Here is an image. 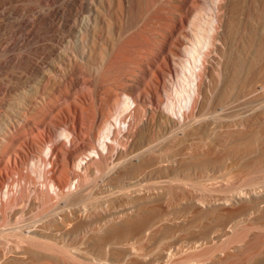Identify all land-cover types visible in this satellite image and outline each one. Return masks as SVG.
Returning <instances> with one entry per match:
<instances>
[{
    "label": "rangeland",
    "instance_id": "1",
    "mask_svg": "<svg viewBox=\"0 0 264 264\" xmlns=\"http://www.w3.org/2000/svg\"><path fill=\"white\" fill-rule=\"evenodd\" d=\"M245 1L230 0L226 23L228 28L226 33L223 31L225 41H219L221 50L225 53L229 48L233 50L235 60L241 56L239 51L235 52V45L241 42L248 49V55L244 59V62L248 64L246 71L243 72L240 67H237L231 79L230 90L225 91L226 95H231V103L224 106V102H217L220 87L215 94L207 90L199 104H196L192 114L178 123L175 120L169 123L165 115L160 116L162 113L167 114L166 111L163 112L161 104L169 99L174 100V89H179L183 83L184 78L180 79L182 76L177 73L178 67L170 62L172 68L164 69L159 73L158 93L150 92L153 88L152 83L155 82V71L159 68L160 45L164 36L162 24L155 18L156 11L161 7L164 9L178 4L177 0H154L146 16L147 19L143 18L145 23H141L137 14L136 0H100L98 10L103 11L104 22H97L93 29L91 28L86 35L82 36L78 35L75 29L77 25H74L72 21L76 19L78 13L86 15V9H79L81 12L65 15L62 20L59 18L54 20L50 29L43 24H37L27 32L17 28L14 19L23 15L30 22L34 16L33 13L43 9L42 0H9V3L5 4V7L10 8L9 10L6 7L10 17L6 22L8 27L0 28V37L5 36L9 47L4 49L5 43L0 41V45L2 44L0 56L3 52L2 54L9 57L12 63L9 66L0 67V135L6 129L11 130L12 126L15 128L21 126L22 132L36 134L38 145L29 148V155L20 165L26 178L33 181L40 167L46 162L50 154L46 155L47 143H50L47 142L46 137L49 136L53 144H66L64 147L67 150L68 162L65 170L69 179L64 177V184L65 187L72 185L77 173L74 170L75 163L71 161L73 159L75 162L79 159L84 161L88 152L86 149L91 145H97V139L103 137V129L105 125H108L106 123H109L111 133H108V137L113 138L111 142L106 139L110 144L109 161L116 160L124 153L143 148L147 144H153L157 150L152 151L151 154L162 156V160H165L163 163L170 164L174 168L189 169L191 176L183 180L187 182L186 187L192 195L209 199L213 203L210 206L208 203L203 205L195 201L186 205L185 201L181 200L180 203L175 200L173 195L170 196V201L160 196L129 203L127 192L130 190L126 186L134 184L136 191L142 190L145 185L156 179L154 178L156 174L150 170L141 171L136 177L127 179L118 173L104 176L103 168H101L97 173L90 174L89 178L84 179L85 189L73 198L70 205L76 211L78 209L80 212L82 210L92 212L85 220L87 225L84 223L74 230L77 235L85 233L86 236L84 242L81 241V234L79 239L78 236L73 239L71 245L76 248L75 252L80 258H74L71 264H95L88 258L92 253L97 252L98 246L94 235L97 227L105 221L103 217L109 218L126 213L132 206L143 209L151 205L153 201H160L163 210L170 215V218L161 224L154 238L141 239L138 242V245L143 247V252L147 253L144 259H138L139 264L144 262L190 264L194 260L182 262L185 255L205 249L219 237L220 241L230 236L231 229L225 230L227 234L215 232L213 238H210L212 233H209V230L199 228L204 226V223L210 224L208 222L212 221L209 220L212 216H216L212 223L220 220L224 225L227 223L226 217L221 218L222 216L218 215L221 213L222 200L233 196L236 190H247L251 187L264 188V167L256 166L259 154L264 149V120H256L242 128L233 125L234 121L257 114L264 109V32H261V24L258 25L251 11L246 10ZM82 2L87 3L88 0L87 2L82 0ZM202 2L204 3V0ZM202 2L198 1L200 6H203ZM168 16L170 19L174 17L172 13H168ZM80 18L77 21L78 26L84 25L87 21ZM91 20L92 17L89 21ZM254 25L257 31L251 34V28ZM249 36L252 43L259 40L261 36L263 43V47L259 48L256 56L251 60L253 50L248 44ZM221 50L211 52L208 61L210 71L206 78L210 84L216 79L217 86L222 84L220 68L223 57L219 54ZM228 55L229 57L225 60L230 63L233 57L231 53L225 56ZM135 93L144 94V97L150 95L153 99V103L145 99L142 111L138 112L141 116L136 113L135 108L133 110L132 103L124 105L125 97ZM159 99L163 101L160 104ZM39 100L41 104L35 103ZM46 105L49 107L47 108ZM27 108L29 111L23 116L22 113ZM46 108L54 110L53 115L56 120L50 123L48 132L44 131L40 125L50 113ZM172 116L175 117L173 114ZM135 119L140 120V124L137 125L138 121L135 122ZM127 121L130 124L129 128L132 125L140 128L139 131H141L137 136L129 138L124 136ZM118 126L120 130L117 129ZM73 129H78V132L81 131L79 135L84 136L78 138L76 143L70 141ZM240 129L243 134L237 133ZM65 135L70 136V138L66 136L67 139L69 138L68 141ZM114 137L119 138V143L113 141ZM85 144H88L87 148ZM45 166L48 167L47 164ZM7 173L9 178L3 183L2 190L11 181L14 184V180H18L19 177L16 170ZM30 189L32 190V187ZM260 199H262L261 204L264 205V195ZM217 204H220L219 207ZM228 204L224 207H236V202L231 203V206ZM42 206L40 201H36L31 206L33 209L30 207L29 209L37 210ZM184 206L188 209L190 206L192 209L193 206V212L201 213L198 212L199 215H196L197 212H194L196 215L194 216L193 212H188ZM59 207H64L63 202ZM213 207H217L215 209L219 212L215 209L212 212ZM204 209L206 211L209 209L208 213H205ZM262 210L264 213V209ZM261 213L257 211L234 214L231 220L237 221V227L252 224L245 229L246 233L249 236L262 235L258 238L264 239V215ZM103 229L109 231L110 227L107 225ZM194 229L197 230L196 237H193ZM193 239H197V242L193 243L195 247L190 245ZM219 241L218 249L197 255V264H264L263 258L243 260V262L229 258L215 259V254L221 251ZM258 244L255 246L261 245ZM177 245H183V248L173 249L174 255L167 257L165 251ZM262 246L264 247V243Z\"/></svg>",
    "mask_w": 264,
    "mask_h": 264
},
{
    "label": "bare ground",
    "instance_id": "2",
    "mask_svg": "<svg viewBox=\"0 0 264 264\" xmlns=\"http://www.w3.org/2000/svg\"><path fill=\"white\" fill-rule=\"evenodd\" d=\"M8 1L9 0H0V28L8 27L6 22L8 17H10V12L7 9L9 7H5V4L9 3ZM136 1L137 14H139L141 23H145L143 22L145 21L143 18L147 19L146 16L154 0ZM177 1L178 4L165 7L164 9L161 7L156 11L159 15L156 14L155 18L157 19L156 21L159 23L161 22V29L164 30V36L162 35L163 40L160 45L161 57L159 68L155 71V82L153 81V86H151L153 88L150 89L151 93L155 91L158 93L159 89L157 85L159 84V73L164 69L170 70V67L172 68L170 62L178 67L179 71L177 73L182 76L180 79H184L182 80L183 83L179 81V83H182L180 88L174 89V100L169 99L165 102L160 99L158 100L159 104L163 102L161 104L162 110L167 113H162L160 116L162 117L165 115L167 119L166 117L164 118L167 122L169 121V123H171L172 120L178 123L190 116L196 104H199L200 99L206 95L207 90L215 94L220 87V94L216 98L217 102H224V106L231 103V95H226L225 91L230 90L231 79L234 77L236 68L240 67L241 71L244 72L248 67V64L244 62V59L248 55V49L244 47L243 43L239 41L240 43L237 44L239 48L237 45L234 46L235 52L239 51L241 53L238 60H235L234 57L236 56L234 52H232V49L229 48L225 53V51L221 50L219 45L220 40L225 41L224 33L227 32L228 28L226 23L230 0H204V3L202 0ZM198 1H201L203 6H200L201 4H199ZM42 2V6L44 7L40 9V11L33 13L32 22H29L28 19L26 20L23 15H21L20 18L14 19L17 28L27 31L34 25L43 24L50 29L51 23L54 20L58 18L62 20L65 15L81 12L79 9H86V15L78 13L76 14V19L72 21L74 25H77L75 29L78 35H86L91 28L93 29L95 27L97 22H104L103 11L101 12L98 10L100 0H88V2L86 0L87 3H84L85 1L82 2V0H42ZM245 2L246 10L251 11L258 25L261 24V32H264V0H246ZM168 13H172L174 17L170 19ZM79 17L84 21L87 20L84 25L78 26L77 21ZM90 17H92L91 21H89ZM240 29L242 31V28ZM256 31V25H254V27L251 28V34H255ZM248 38L249 47L253 50V54L250 57L251 60L256 56L259 48L263 47V43L261 42V36L255 43H252L250 36ZM0 41L5 43L4 49H8L9 44L5 41V36L0 37ZM214 50H221L219 54L223 57L220 68L222 84L218 86L215 84L216 79L213 78L214 80L212 79L213 81L211 84L208 83L206 79L210 71L208 65L209 57ZM2 53L0 56V67L9 66L12 61ZM230 53L232 54L233 60L229 63L225 60L229 55H225ZM176 70L177 68L175 71ZM145 99H147L149 103H153V99L150 95L149 97H144V94L140 95L139 93H135L134 95L130 94V96L125 97L124 105H130V103H132L134 106L133 110L135 108L137 110L136 113L141 116V113L138 112L142 111V105H145ZM35 103L41 104V101L39 100V102ZM30 106H32L31 103ZM46 107L48 108L49 106L46 105ZM28 108L22 113L23 116L28 113ZM47 108L46 110L52 114L49 113L46 117L47 119L42 120L40 125L44 131L46 130L48 132L50 130V123H54L56 120L53 115L54 110H51L52 108ZM172 114L175 117H173ZM138 119H135V122L136 120L138 121L137 125L140 124V120ZM259 119L264 120V109L257 114L249 115L244 119L234 121L233 125L242 128ZM106 124L108 125H105L103 129V137L97 139L96 146L91 145L87 148L88 144H85L86 150L88 151L86 153V159L84 161L79 159L77 162H75L74 159L72 161L70 160L72 163H75L74 170L77 176L73 183L70 182L72 185L69 184L66 187L64 184V177H67L65 165L68 162L67 150H65L66 147H64L66 144H53L51 138L49 136L48 138L46 137L48 140L47 142H50L49 144L47 143L46 155L48 153L50 154L46 162H44L43 166H41L36 173L35 179L31 181V179L26 178L23 174L20 165L29 155V148L38 145L36 134L34 132L29 134H27V132H22L23 127L21 126L16 128L12 126L11 130L6 129L4 132L2 131L0 135V264H71V261L75 260L74 258H80V256H77L79 254L75 252L76 248H73L71 244L76 236H78L79 239L80 234L81 241L84 242L86 235L85 233L77 235L74 230L77 226L84 223L86 224L85 220L92 212L88 213V210H82L80 212L78 209L76 211L70 205L73 198L85 189L83 185L84 179L89 178L90 174L97 173L101 168H103L102 173L104 176L118 173V175L127 177V179L134 178V176L136 177L141 171L150 170L156 174V176H154L156 179L145 185L142 190L138 189V191H136L137 189L135 190L134 184L126 186L128 190H130V192H127L129 203H135L136 200L140 199H154L160 196H163L166 201H170V196L173 195L175 200H178L180 203L181 200L185 201L184 204L195 201L203 205H207L208 203V205L210 204L211 206L213 204L209 199L197 198L192 195L186 187L187 182L183 180L191 176L189 169L184 167L174 168L171 167L170 164L163 163L165 160H162V156H154L151 154L152 151L157 150V148H154L153 144H147V146L143 148L124 153L117 159L115 158L116 160L109 161L108 152L110 144L108 141L111 142L113 138L109 139L108 133H111V126L109 123ZM129 125V122L126 123L124 136L126 135V138L137 136L141 131H139L140 128H137V126L135 128L133 125L129 128ZM117 129L120 130V126H118ZM183 129H181V131ZM79 132L78 129H73L71 134L69 133L72 136V140H70L72 143H76L78 138L84 137H81ZM237 133L243 134V131L240 129ZM66 136L67 135H65V137ZM67 137L70 138V136ZM106 139L109 140L107 141ZM113 141L119 143V138L117 139L114 137ZM45 163L48 167L45 166ZM256 166L257 168L264 167V149L259 154V161ZM12 170L18 172V180L15 179L16 181L14 180V184L13 181H11V183H8L6 188L2 190L3 183L9 178L7 172ZM128 173L133 175H125ZM9 186L11 188H9ZM30 187H32V190ZM234 192L233 196L225 197L224 201L222 200L220 206L221 213H218L220 217L222 216L221 218H227V220L225 219L227 223H225L224 220L222 221L225 225L220 222L221 220L217 223H212L216 219V216H212V218L209 219L212 221L208 222L210 224L207 225L204 223V225L201 223L204 226L199 227L202 230H209V233H212L210 238H213L215 232L227 234L225 230L229 231L231 229L230 236L220 241L219 237L216 242H212L211 245L205 249L185 255L182 262H188L190 261L189 259H192L194 261L191 263L197 264V255H203L208 251L218 249V241L221 243V247H219L221 251L215 254V259L217 260H226L229 258L241 260V262H243V260L264 259V247L262 246L264 239L258 238V236L262 235L254 234L249 236L245 229L252 226V224L237 227V221L231 220L234 214H248L259 211V213L262 212L261 214L264 215L262 210L264 209V205L261 204L262 199H260L262 195H264V188L251 187L247 190H236ZM177 197L180 199H176ZM36 201H40L43 205L42 208L31 210L33 209L31 206H33ZM62 202L64 207L60 208L59 205ZM233 202H236V207L234 206L235 204L233 205L234 207H224V205L228 203L231 206ZM237 203H239L238 206ZM219 205L217 207H219ZM29 207L31 209H29ZM134 207L135 206H132L126 213L116 214L109 218H102L105 219V221L97 227L94 235V239L98 246V248H96L97 252L90 255L88 258L89 261L95 264H139L138 259H144L143 257L147 253L143 252V247L138 245V242L141 239L149 240L154 238L157 229L170 218V215L165 213L160 201H153L151 205L143 209ZM190 207L189 209L188 207L185 208L188 212L190 211V213H192L194 208L193 206L192 209ZM217 207L211 208L212 212L214 211L213 209ZM195 210L198 209L195 208ZM207 211L205 213H208ZM194 212L192 214L196 216L200 211H196V215ZM173 219L174 218H172V220ZM107 225L110 227L109 231L108 229H106L107 231L103 229V227ZM196 232L197 230L194 229L193 233H195V236L193 237L197 236ZM195 242H197V239H193L190 245L195 247L193 244ZM258 243L261 245L256 247L255 245ZM179 248H183V245H177L173 248L170 247L165 251L166 256L172 257V255H174L172 254V250ZM144 264L148 263L144 262Z\"/></svg>",
    "mask_w": 264,
    "mask_h": 264
}]
</instances>
